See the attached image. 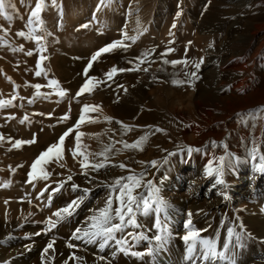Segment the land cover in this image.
Masks as SVG:
<instances>
[{"label":"bare ground","instance_id":"bare-ground-1","mask_svg":"<svg viewBox=\"0 0 264 264\" xmlns=\"http://www.w3.org/2000/svg\"><path fill=\"white\" fill-rule=\"evenodd\" d=\"M137 3L142 5L139 0ZM154 6L156 27L161 26L164 18L175 11L177 21L185 15L186 20L195 25L199 39L204 40L206 47L207 42L217 37L215 32L226 29L219 49L205 48L208 60L203 88L195 94L162 90L139 92L135 100L143 103L145 109L128 122L114 126L109 125L107 118L117 120L119 113L112 109L97 104L95 106L99 107L95 111L84 113L85 122L79 129L74 128L65 139L63 158L53 157L49 163L42 165L46 172L51 173L49 179L32 180L19 199L14 198L12 191L0 195V264H65V261L68 264H229L228 259L220 258L204 261L199 244L195 256L187 258V244L182 237L188 231L185 225L189 214L192 226L201 230L200 238L215 241L218 252L225 251L223 244L228 241L229 228L249 234L239 245H230L226 256L235 264H264V173L256 171L259 157L264 152L250 162L243 157L246 148L257 149L264 142L261 140L264 136V111H260L264 107V61L246 58L244 50L237 51L244 44L241 32L245 28L255 32L264 30V0H206L203 10L193 0H155ZM111 9L114 6L105 7L106 11ZM243 15H247L246 21L240 19ZM133 21L135 19L130 24ZM177 35L175 38L178 39L180 35ZM182 46L184 51L188 49V44ZM177 65L185 67L183 63ZM21 83L28 91L35 90L30 82ZM0 100L5 101L1 89ZM126 102H131L129 96ZM124 125L130 126L131 130H126ZM157 128L164 131H156ZM77 131L83 133L78 150L81 154L74 158L69 150L76 148ZM49 134L48 131H41L38 136L31 135L30 140L35 139L36 142L20 148H15L14 142L10 155L34 162L47 148L48 142L58 136L57 133L54 137ZM141 136L148 137L142 145L143 150L125 147V144L130 145ZM224 138L226 147L222 145ZM10 147L9 142L0 139V149ZM188 147L199 151L189 153ZM225 154L241 157L231 166L227 162L224 164L223 179L227 188L215 185V177L206 175L209 164L218 166V158ZM85 156L90 164L103 162L113 164L112 168L105 173L100 171L103 168L98 172L88 169L86 176L83 174L85 169L81 168ZM152 161L157 162L155 167L151 165ZM120 164L126 167L114 166ZM158 165L171 170V174L160 184V196L170 205L166 217L160 214L168 234L163 248L157 247L154 239L137 243L129 237L131 250L143 255L136 257L117 252L113 256L116 250L114 242L101 252L98 243L85 244L82 240L72 239L75 230L87 227L88 218L104 206L110 194L114 195L109 186L116 178L129 175L140 177L143 174L148 179L156 175L158 180L161 175L157 174ZM6 171L13 172L11 169L0 171V184L7 179ZM69 175L72 181L65 185L75 183L80 189L72 191L70 188V201L85 195L82 189H89L86 199L74 215L52 229L49 236L41 234L39 230L43 223L62 206L57 204L48 210L37 205L33 185L35 182L45 185L55 183L60 178V182L67 181ZM145 188L141 187L137 192L143 194ZM27 193L31 196L25 200ZM222 193L228 198L225 199ZM137 215L140 227H128L124 235L127 232H144L151 238L158 234L154 226V212L148 215L138 212ZM27 235L30 238H24ZM56 238L60 243H54L55 251L49 250L46 260H42L43 249L51 239ZM232 240L235 244V237ZM26 241L35 244L29 245L27 251L19 252L18 245ZM69 242L77 247H67ZM149 249H154V252L149 254ZM73 255L82 259H69ZM100 256L106 259L102 261Z\"/></svg>","mask_w":264,"mask_h":264},{"label":"rangeland","instance_id":"rangeland-1","mask_svg":"<svg viewBox=\"0 0 264 264\" xmlns=\"http://www.w3.org/2000/svg\"><path fill=\"white\" fill-rule=\"evenodd\" d=\"M137 1L104 0L101 3V0H56L54 6L51 0H46V7L41 13L44 22L43 31L38 34L46 36L43 43L47 50L42 54L48 59L43 62L42 67L46 68L48 75L37 77L36 64L41 54L37 49L40 45L16 35L21 30L28 31L27 21L36 0H6V12L10 18L0 16V89L5 97L4 106L0 107V137L9 142L11 147L0 149V171L11 169L13 172L6 171L7 179L0 184V195L12 191L14 198L19 199L21 192L30 184L29 172L33 161L16 159L10 155L13 147L11 144L17 140H30L31 135L38 136L41 131H48L50 137L58 135L55 140L48 142V148L53 143H57L59 137L68 129H74L83 105L98 104L102 108L118 112L119 119L109 121V125L114 126L121 124L117 121L128 122L145 109L143 103L135 100V95L139 92L150 93L162 90L195 94L201 91L208 60L205 48L213 51L219 49L221 41L225 38L226 29L215 32L217 37L207 42L206 47L204 40L199 39L195 25L190 24L185 15L177 21L174 18V11L164 18L161 26L156 27L155 0H139L142 5ZM193 2L203 10L206 0H193ZM106 6H114V9L106 11ZM246 16L243 15L240 19L246 21ZM132 19L135 21L130 24ZM173 23L175 27L172 26ZM83 24H88L89 27L81 28ZM241 33L244 44L238 49L236 47L237 51L244 50L246 58L264 61V30L255 32L253 29L245 28ZM177 34L180 35L178 39L175 38ZM132 37H135L134 41ZM117 40L122 41L127 48H117L98 58L93 69L90 70V76L95 78L92 91L74 99L86 81L83 70L91 56L98 49ZM189 41L192 42L190 45ZM185 44H188L186 51L181 48ZM167 49L174 51L162 56L161 53H165ZM29 50L33 51L32 56L27 55ZM146 52H150L151 55L143 57ZM201 58L203 63L199 69H196L195 64L200 63ZM165 59L168 61L180 59L187 63L182 68L171 63L165 64L163 62ZM113 66L118 69L133 70L118 71L109 79L106 73ZM145 68L147 71L143 70ZM193 72H196V77L191 75ZM51 79L58 80L60 88L68 91L64 98L56 94L58 89L47 87ZM21 81H28L32 85H43L40 92L44 95L37 96L35 88L33 92L28 91ZM128 96L131 102H126ZM65 114H68L70 119L61 120ZM261 140H264V136ZM225 141L224 138L222 140L224 147H226ZM251 150L252 148L249 147L243 151V157L248 162L253 161ZM263 152L264 142L257 147V154ZM223 157H225L224 164L227 162L230 166L241 159L238 155L230 154H225ZM112 165L108 164L100 171L105 173L112 168ZM162 165H158L157 174H161L158 180L154 175L149 179L143 177V181L151 180L160 189L161 182L171 174V170L163 169ZM60 180L62 178L46 185L35 182L36 184L33 185L35 203L48 210L57 204L63 207L69 203L72 183L64 184L59 192H52ZM17 182L20 185L17 186ZM46 188L48 191L41 195L42 190ZM145 189L146 192L143 194L148 192V188ZM49 195L52 196L50 207L47 206ZM29 196L31 193L26 194L25 200ZM136 216L138 220V215ZM39 231L49 236L51 230L47 228L46 223H43ZM24 238L28 239L30 236ZM51 240L60 243L58 238ZM34 244L26 241L18 245L17 250L27 251V247Z\"/></svg>","mask_w":264,"mask_h":264},{"label":"snow or ice","instance_id":"snow-or-ice-1","mask_svg":"<svg viewBox=\"0 0 264 264\" xmlns=\"http://www.w3.org/2000/svg\"><path fill=\"white\" fill-rule=\"evenodd\" d=\"M104 0H101V3H103ZM51 3L55 6L56 0H51ZM46 7V0H36L34 8L30 11V15L27 21V29L28 31L25 32L23 30L16 33L17 36L22 37L26 40L34 41L37 45H40V47L37 49L39 55L37 64H36V71L35 75L37 77L40 76H47L48 71L46 68L42 67V64L45 60L48 59L45 55L42 53L45 52L47 49L44 46V41L46 39V36L43 34H38L43 31V20L41 18V13ZM177 15H180V13H177ZM0 16H4L5 18H10L8 16V13L6 12V0H0ZM81 28H88V24H83L80 26ZM175 27V24L173 25ZM127 38V37H126ZM133 41L135 40V37L131 38ZM192 42L189 41L188 44L190 45ZM211 46V45H210ZM117 48H127V45H124L122 41L117 40L112 43H109L105 45L104 47L98 49L89 59L88 64L83 70V75L86 77L85 83L81 86V88L78 90L76 97L74 99L79 98L82 94L85 92H91L93 89V80L94 77L90 76V70L93 69L94 63L100 58L103 54H108L113 52ZM23 50L22 48L20 49ZM154 51V50H153ZM174 51V49H167L165 53H161L162 56H166L170 52ZM28 56L33 55V51L29 50L27 52ZM151 55L150 52H146L143 54V57H147ZM78 59V58H77ZM165 64L171 63L173 65L177 64H186L187 61L185 60H173L163 61ZM203 63V59L201 58L200 63L195 64V68L199 69L201 67V64ZM130 71L133 69H118L117 67L113 66L106 75L109 79L112 78L113 74H116L118 71ZM139 70V69H136ZM144 71H147V69H143ZM193 77H196V72H193L191 74ZM10 79V78H9ZM173 83H178L176 81H173ZM36 89V95H44L40 92V89L44 87L40 84L32 85ZM47 87L49 88H55L58 89L56 94L64 98L68 91L65 89L60 88L59 81L56 79H51L48 81ZM4 101H0V107L4 106ZM8 103H11V101H8ZM99 106H89L87 104L82 106L81 115L79 116L76 125L74 126L75 129H79L81 124L85 122V115L84 113L88 112L89 110L95 111ZM260 111H264V107L260 109ZM51 115V114H49ZM70 119V116L68 114H65L61 118V120H67ZM111 122V118H107ZM117 123H121L120 121H117ZM126 130H131L130 126L124 125ZM73 129H68L66 132H64L60 137L57 143H53L50 145L45 151H43L39 157L33 162L31 165V171L29 172V182L32 180H35L37 178L47 180L50 178L51 173L46 172L42 165L49 163L53 157L57 159H62V146L65 142L66 137H68L72 133ZM156 131L162 132L163 129L157 128ZM83 135V133L78 132L76 133V148L70 149L69 151L72 152L73 157L75 158L76 155L81 154L79 153V147H80V138ZM0 139H3V137H0ZM148 137L147 136H141L136 142L128 145L125 144V147L129 148H135L139 150H143L142 145L146 143ZM35 139L31 140H17L14 144L15 148H20L22 145L25 144H32L35 143ZM215 144V142H213ZM106 151H110V149H106ZM187 151L189 153L193 151H199V149H193L191 147L187 148ZM171 155V154H170ZM252 158L255 160L257 158V149L255 147L251 150ZM105 161L108 160V157L105 155L104 157ZM260 163L256 167V171L260 173H264V155H261L259 157ZM220 161L219 165L216 167H213L211 164L206 169V175L209 177H215V185H223L224 188H227L228 185L225 183V180L223 179L224 176V161L225 157L221 156L218 158ZM151 165L155 167L157 165L156 161H152ZM63 167V165H60ZM108 165L106 163H92L90 164L87 160V156L84 157V161L81 162V168L85 169L84 175H88V169H91L93 171H99L101 168L107 167ZM120 168H125L126 165L120 164V165H114ZM39 171L40 175L37 176V172ZM68 181H72V176L69 175L67 177V181H61L58 183L57 187L52 189V192H59L63 187L64 184ZM214 185V186H215ZM112 190V194H110L109 198L105 200L104 206L101 208H98L93 215H91L88 218V226L85 228H77L75 232L73 233V240H82L85 244H97L99 246V250L101 252L104 251V249L108 246H110V242H114L116 245V250L113 252V256L119 253H124L126 255H132L136 257H140L143 254L140 252L132 251V245L129 241V237H131L132 240L139 243L140 241H148V240H155L157 242V247L163 248L168 241V234H167V228L164 227L162 220L160 219V214L163 213L165 217L168 214V209L170 205L161 198L160 196V189L156 187V185L151 181H143V174H141L140 177H137L135 175H129L127 177H118L114 180V182L109 186ZM141 187H147L148 192L147 195L141 194L137 192V189ZM72 191H77L79 189V185L72 183L71 184ZM45 191H48V189H44L41 192V195ZM85 193V195L79 196L76 199L71 200L69 203H67L65 206L58 208L56 211L52 213L51 216H49L45 223L48 226L49 230H52L57 227L61 222L67 220L68 218L72 217L76 211L80 207V205L83 203V201L86 199V196L89 192V189H82ZM224 195V198L227 199V195L225 193H222ZM51 199L52 196L49 195L48 201L49 203L47 206H51ZM114 203L116 206L114 207ZM138 212H142L144 215H148L150 212H154L156 214V220H155V228L158 230V234H155L153 237H149L144 232H127L126 235L125 229L128 227L131 228H139L140 225L137 223V216L136 214ZM191 214H189V219L185 225V227L188 229L187 234L182 237V239L187 244V258L192 259L196 252H197V244L201 246V252L200 256L204 261H212L216 258L220 259H228L229 264H235L234 260L226 256V252L228 251L230 245L235 247L236 245H239L241 240H243L246 236L249 234L243 233V232H236L235 229L229 228L228 229V241L223 244L224 252H218L217 251V244L213 240L208 239H202L200 238V231L196 230L192 226V221L190 218ZM55 217V219H53ZM241 227H243L241 225ZM121 235H117V234ZM39 234V233H37ZM235 237V244H233L232 238ZM54 241H50L46 247L43 249L42 252V260H46V254L49 253V250L55 251L54 249ZM242 246V245H241ZM67 247L69 248H75L77 247L73 243H68ZM154 252V249H149V254ZM54 259V257H53ZM69 259H75V260H81V257H77L73 255ZM100 260H105L106 258L104 256L99 257ZM65 264H68V261H65ZM110 264V262H108Z\"/></svg>","mask_w":264,"mask_h":264}]
</instances>
